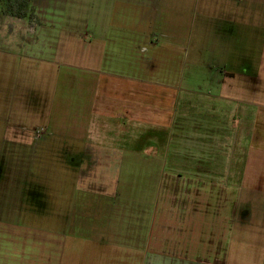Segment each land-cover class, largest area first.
<instances>
[{"label": "rangeland", "instance_id": "obj_1", "mask_svg": "<svg viewBox=\"0 0 264 264\" xmlns=\"http://www.w3.org/2000/svg\"><path fill=\"white\" fill-rule=\"evenodd\" d=\"M31 2L22 18L0 4V236L18 240L0 249L1 262L21 264L27 247L32 264H264L263 195L243 189L247 214L233 222V200L218 208L215 185L179 210L170 178L187 168L193 179L202 162L207 180L228 175V193L243 163H212L234 166L232 134L255 116L264 135V0ZM138 80L157 83L158 114L162 100L177 101L174 153L157 155L145 134L139 153L122 151L105 170L78 176L69 163H80L97 96L109 87L130 97ZM141 125L116 136L131 140Z\"/></svg>", "mask_w": 264, "mask_h": 264}, {"label": "crops", "instance_id": "obj_2", "mask_svg": "<svg viewBox=\"0 0 264 264\" xmlns=\"http://www.w3.org/2000/svg\"><path fill=\"white\" fill-rule=\"evenodd\" d=\"M137 82H138L137 86H135L134 89L131 90L132 94L130 97L128 95L129 91L126 92V91L112 90L109 87L103 90V92L106 94L105 96L104 95H102L103 97H100V95L97 96L98 99H96L91 109L93 114H95V116L89 119V128L85 133V135H80L82 137L81 138L82 142H80V145L77 146V148H79L78 154H84L85 156L82 157V159H80V163L78 166L75 165L76 163L74 164L71 163L70 164L71 169L77 170L79 171V173H81L82 171L84 172H88L92 170L97 171L98 168L105 170L112 163L111 159H113V161L115 160V158L113 157L115 154L121 153L122 151L132 152L130 149H132L133 152L139 153L142 149L148 146L153 147L154 151L157 152V155L158 154L160 155L161 153L162 156L164 155L167 156V154L168 156H170L171 153H174V149L171 146L172 142L169 141V138L171 137L172 130L174 131L175 129V121L173 115L175 112V106L177 101L173 96H170L165 101L162 100L164 105V108L162 109L163 115L158 114L157 103L159 101L157 100V83L144 81V80H138ZM139 84H142V86L140 87ZM138 87L144 89L143 90L144 96H142V93L139 92V89H137ZM101 93L102 92H99V94ZM150 96H152V98H150ZM173 98L175 100L174 103H173ZM149 114L151 115L149 116ZM139 118H146L147 121L141 122ZM101 119L105 121L102 122ZM101 122L105 123V127L102 126ZM131 123L132 124L134 123L136 127H139L138 125L144 123V126L141 125V127L143 128L142 131L144 133H142V135L140 133L138 134L136 133L135 135L131 136V140L129 139L126 141L122 139L123 137L122 135L119 137L116 136L115 128L118 127L121 128ZM256 123H257V118L255 116V119L251 123V126L248 127V129L242 130L237 127L236 131H234V133L232 134L233 137L232 144L234 146H232L229 152L239 156V160L236 158V156H234L235 161L229 162L230 164L233 163L234 166L232 165L229 166L228 162H223V164H219L218 163L219 158H217L216 162L212 163V165L215 167L216 166L218 168L223 167L224 168L223 170L225 169L236 170L237 162L243 163L241 166L242 169L241 176L237 179L234 178L233 183L230 181V185L228 184L229 186H231L232 189L230 192L228 193L227 191L225 192V188H226L225 183L228 182V178H227L228 175L218 176L219 178L217 177L216 181L207 180L206 178L210 177V175L204 173V171L202 170L203 168H205L202 162H200L199 165L195 167L197 170L200 171V173L195 175L192 174L194 176L193 179L189 177V174L185 173V171H187V168H183L182 170H180L181 172L180 174L178 173L171 174L172 176L170 178H172L173 181L171 184L173 186L172 191L174 192V198L177 193L181 195V197H179L180 199L178 200L174 199V203L179 208V210L181 211L185 210L191 204L192 205L198 204L199 201L197 200V198L199 197L202 188L207 187V185H211V186L215 185V187L218 188L219 192L221 191L222 193V195L219 196L221 200V206H218V208L226 207V202L228 203V201L232 198L234 204L231 211L233 215L230 214L231 215L230 218L231 221L235 222L237 221V218L240 217L238 211L239 209H241V203L239 201H241L243 189H245L244 191H249L254 194L260 193L261 195L264 196V135L258 136L256 130ZM199 128L201 127H196L195 129H199ZM195 132H198L197 135H200L201 133L199 131H195ZM195 132L193 133L196 135ZM145 134L147 136L142 143H145L147 141L149 145L145 147H143L144 146L143 144H142L143 146L135 145V143L137 144V141L142 140ZM116 140H120L119 143L123 144L121 145L122 148H117L115 146L116 144L114 145V141ZM188 140L189 137L184 139V142L186 143L188 142ZM132 141L134 145L130 143ZM243 141L249 143L248 144L249 148L246 150L244 157L245 159L243 158L242 161V156L240 155L242 154V151H240L238 147L240 146L242 147ZM66 146H71V145H65V147ZM223 146L224 147L226 146L225 138L223 141ZM125 147H127V149H125ZM219 149L220 146L217 144V137L215 136V149L212 148V153L216 155L222 153L219 151ZM119 162L121 163V161ZM182 183H185V185H183L182 188L180 189L181 191L180 193L178 190V188L180 187L178 185L179 184L182 185ZM189 186L194 187V189H192V193H190L191 188L189 189L188 188ZM85 191L89 192L86 189ZM230 193H231V197H230ZM226 194H228V197ZM189 195H191V199L188 198ZM182 199H184V201H181ZM8 235L9 234L0 236V249L9 251L10 249L16 246V241H18L17 238L14 237V235L13 236L11 235L8 236ZM149 245H154V247L156 248L157 241L156 242L154 241ZM26 246L27 244L24 247ZM2 254H4V252H2L0 256ZM26 255H31V252L27 251V247L26 250L23 252V257L25 256V258L23 259L25 260L21 264H32L31 260L27 259ZM1 260L2 258L0 257V264H5L2 263ZM216 262L218 263V260H216ZM223 264H225V262Z\"/></svg>", "mask_w": 264, "mask_h": 264}, {"label": "trees", "instance_id": "obj_3", "mask_svg": "<svg viewBox=\"0 0 264 264\" xmlns=\"http://www.w3.org/2000/svg\"><path fill=\"white\" fill-rule=\"evenodd\" d=\"M32 0H0L2 11L6 14L17 15L19 17L27 16V8Z\"/></svg>", "mask_w": 264, "mask_h": 264}, {"label": "flooded vegetation", "instance_id": "obj_4", "mask_svg": "<svg viewBox=\"0 0 264 264\" xmlns=\"http://www.w3.org/2000/svg\"><path fill=\"white\" fill-rule=\"evenodd\" d=\"M36 130H38V129L36 128ZM38 133L41 134V133H42V129H41V131H38ZM16 136H17V133H16ZM36 136H37V135H36ZM33 137H34V136H33ZM34 138H36V137H34ZM13 153H16V152H12V154H13ZM28 153H33V154H34V153H37V152H34V151H28ZM84 156H85L84 154H79V159H82V157H84ZM58 158H59V157H58ZM77 158H78V157L76 156L75 159H77ZM78 161H79V160H78ZM70 164H71V162L69 163V165H70ZM70 169H71V168H70ZM1 170H2V168H0V178H1V176H2ZM71 170L74 171L76 174L79 173V171H77V170H74V169H71ZM30 178H32V177H30ZM19 180H20L19 178H16V177L13 178V179H12V184H11V185H13V186L15 187V186L19 183ZM46 196H47V195H46ZM25 197H26V199H27V196H25ZM22 200H23V199H22ZM24 200H25V199H24ZM26 202H27V200H26ZM26 202H25V203H26ZM243 212L246 213V212H247L246 209H244V208H243V209H242V208L239 209V211H238L239 216H241V214H242ZM246 214H247V213H246Z\"/></svg>", "mask_w": 264, "mask_h": 264}]
</instances>
